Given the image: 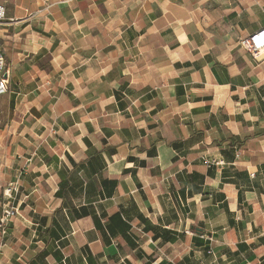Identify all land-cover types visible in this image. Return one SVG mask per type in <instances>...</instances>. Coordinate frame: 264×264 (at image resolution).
<instances>
[{
	"label": "crops",
	"instance_id": "1",
	"mask_svg": "<svg viewBox=\"0 0 264 264\" xmlns=\"http://www.w3.org/2000/svg\"><path fill=\"white\" fill-rule=\"evenodd\" d=\"M0 4V264H264V0Z\"/></svg>",
	"mask_w": 264,
	"mask_h": 264
},
{
	"label": "built area",
	"instance_id": "2",
	"mask_svg": "<svg viewBox=\"0 0 264 264\" xmlns=\"http://www.w3.org/2000/svg\"><path fill=\"white\" fill-rule=\"evenodd\" d=\"M6 13L5 8L0 4V24L5 22ZM242 45L248 50L253 56L264 53V28L251 34L248 38L242 41ZM7 91V78L5 73V61L3 56L0 54V97ZM15 214L17 209L10 206L3 210L0 217V232L4 233L6 222Z\"/></svg>",
	"mask_w": 264,
	"mask_h": 264
}]
</instances>
